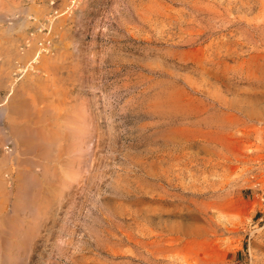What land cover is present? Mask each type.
<instances>
[{
    "label": "rangeland",
    "instance_id": "rangeland-1",
    "mask_svg": "<svg viewBox=\"0 0 264 264\" xmlns=\"http://www.w3.org/2000/svg\"><path fill=\"white\" fill-rule=\"evenodd\" d=\"M71 1L0 0V264H264V0Z\"/></svg>",
    "mask_w": 264,
    "mask_h": 264
},
{
    "label": "bare ground",
    "instance_id": "bare-ground-1",
    "mask_svg": "<svg viewBox=\"0 0 264 264\" xmlns=\"http://www.w3.org/2000/svg\"><path fill=\"white\" fill-rule=\"evenodd\" d=\"M77 1V0H76ZM71 3H73V4H76V2H75V0H72L71 1ZM51 20L52 19H50L49 21L51 22ZM47 28L50 26V25H45ZM40 27V26H39ZM50 28V27H49ZM29 54H30V52H29ZM48 54H50V51H49V49L48 48H45L44 50H41V51H39V52H37V55L30 61V63H28V64H25L23 67H19L18 69H17V72H16V75H21L20 76V78L22 77V76H25L26 74H28V73H32V71H34L35 70V67H33V65H35V64H40V58L41 57H43V56H45V58H46V56L48 55ZM22 55H24V54H22ZM24 56H26V55H24ZM23 59H24V57H23ZM48 60V59H47ZM52 61V60H51ZM48 64V63H47ZM45 65V64H44ZM29 77V76H28ZM10 78V77H9ZM16 79H19V78H17L16 77ZM12 82V81H11ZM10 83V82H9ZM14 84V83H13ZM1 106V105H0ZM2 106H4V105H2ZM6 112V111H5ZM4 112V113H5ZM1 113V112H0ZM11 123V122H10ZM12 128V127H11ZM13 129V128H12ZM3 151H5V152H10L9 153V155H11V154H13V150H10V148L9 147H5L4 149H3ZM70 152V151H69Z\"/></svg>",
    "mask_w": 264,
    "mask_h": 264
},
{
    "label": "crops",
    "instance_id": "crops-1",
    "mask_svg": "<svg viewBox=\"0 0 264 264\" xmlns=\"http://www.w3.org/2000/svg\"><path fill=\"white\" fill-rule=\"evenodd\" d=\"M5 13H6V12L4 11V9H2V8L0 7V16H1L2 18H4ZM12 51H13V52L15 51V49H14L13 46H12ZM15 54L17 55V53H15ZM17 56H18V55H17ZM9 77H10V78H9V80H10L9 82H10V83H9V85H8V90H12V91H13V90H14V89H13V86H14V85L11 84V80H12L11 76H9ZM7 93H8V92H7ZM12 95H13V94H12ZM12 97H13V96H12ZM1 100H2V99H1ZM1 100H0V101H1Z\"/></svg>",
    "mask_w": 264,
    "mask_h": 264
}]
</instances>
